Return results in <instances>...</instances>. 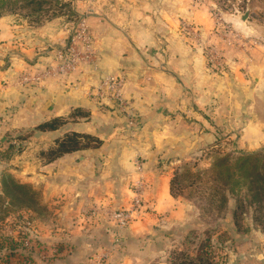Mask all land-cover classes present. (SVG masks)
I'll list each match as a JSON object with an SVG mask.
<instances>
[{
  "label": "crops",
  "instance_id": "obj_1",
  "mask_svg": "<svg viewBox=\"0 0 264 264\" xmlns=\"http://www.w3.org/2000/svg\"><path fill=\"white\" fill-rule=\"evenodd\" d=\"M72 5L89 26L95 62L74 75L22 87L15 77L36 74L51 62L67 30L51 20L38 28L22 26L20 33L0 18V137L28 133L22 155L15 157L18 177L40 192L46 211L35 231L40 240L35 250L46 252L32 249L37 256L22 264H85L103 252V264H171L184 234L202 223L191 202L170 194L173 168L164 156L197 154L210 144L216 148L220 135L236 153L264 150V30L259 33L250 16L230 19L259 39L245 51L218 54L214 67L176 27L186 19L201 33L208 31L206 6L188 0H75ZM108 75L124 78L122 95L135 115L134 131L126 129L125 113L99 93ZM75 109L86 116L70 117ZM54 117L65 122L55 130H34ZM181 117H194L201 126L176 131ZM68 133L89 134L101 143L44 162L40 153ZM138 162L143 199L152 209L119 229L109 214L129 207ZM242 215L241 225L234 224L231 210L222 218L216 233L223 234L222 264H264V228L254 214ZM191 248L195 257L197 246Z\"/></svg>",
  "mask_w": 264,
  "mask_h": 264
},
{
  "label": "rangeland",
  "instance_id": "obj_2",
  "mask_svg": "<svg viewBox=\"0 0 264 264\" xmlns=\"http://www.w3.org/2000/svg\"><path fill=\"white\" fill-rule=\"evenodd\" d=\"M94 1V0H88ZM190 3H197L200 6H206V10L212 21L208 31L202 32L197 25L188 21L182 20L177 25L178 32L186 39V44L193 48H200L203 52L204 58L207 59L208 53L221 54L226 51L238 49L245 51L247 48H253L256 45V39L253 36H249L244 32L238 30L230 19L239 20V15H243L245 10L248 11V15L253 18L254 26L257 27V31L260 33L264 30V0H188ZM75 0H61V3L55 6L50 5V10L45 16L41 18V24L53 20L56 26L61 24V27H66L67 37L70 34L71 23L81 21L84 18L77 14L69 15L67 7L62 3H66L67 6L72 8ZM97 2V1H96ZM208 5H211L207 7ZM22 13H5L0 18H7L12 27H17L20 33H22V26L29 28H38L41 24L35 23L33 18H26ZM247 18V17H246ZM245 18V19H246ZM245 19L243 21H245ZM86 21V20H85ZM87 23V22H86ZM91 33V32H90ZM67 40V39H66ZM231 41L232 45L228 46L227 42ZM65 44V43H64ZM61 47V46H60ZM59 47V48H60ZM57 48V49H59ZM52 55V60L56 50ZM152 64H156V67L160 65L154 60ZM158 64V65H157ZM20 76L18 74L15 80ZM124 79V78H123ZM17 85V84H16ZM15 85V86H16ZM18 86V85H17ZM99 93H107L103 90H99ZM115 111L125 113V117H135L132 111L126 105V108L119 110L112 102ZM202 122H205L204 117H197ZM208 118V117H207ZM182 123L178 124L180 128H176V131L184 130L188 132H194L199 129L200 124L196 123L194 117H181ZM177 125V126H178ZM136 128H126L128 132L134 131ZM7 135V132L5 133ZM3 135L0 137V151L6 147V145L19 146L18 152H13L8 159H2L0 157V182L1 178L9 177L16 182H20L19 163L15 161V157L22 155L23 142L22 132H13L9 135ZM217 141V140H216ZM217 144V142L215 143ZM210 145H206L197 154L194 153H177L171 152L164 156V161L167 165H171L173 168L172 179L175 177L172 185V193L175 196H180L189 202L200 211L201 226L197 229L187 231L184 234L183 242L180 251H172L171 258L177 256L178 253L186 251L187 255H193L194 251L191 248L193 245H198L201 241H204L207 237L214 243L217 238V232L221 230V221L224 214L231 209H234V205L237 204L238 198H244L245 205L237 209V223L241 225L244 223L243 213L248 212L249 214L255 215V221L264 228V193L262 192L259 196L254 198L251 191L248 192L245 187L239 188L238 191H233L228 185L220 182L215 175L210 172V166L215 157L229 155L236 157L239 153L232 150V145L228 140L224 139L221 135L218 139V146L216 148H210ZM264 151V150H262ZM260 155H263L264 152ZM7 158V157H6ZM12 160V161H11ZM264 163L262 160L261 164ZM2 178V179H3ZM1 184V183H0ZM1 190V189H0ZM7 194L6 209H4V219H0V264H22L28 263V261L37 256L35 247H38L37 224L44 223L46 211L42 205H39L35 214H30L22 209V195L15 192L14 189L9 191ZM228 200V202H226ZM149 206L150 203L148 202ZM227 204V205H226ZM32 204H28L31 206ZM34 206V205H32ZM35 207V206H34ZM36 208V207H35ZM152 208L150 207V211ZM0 214H2L0 212ZM219 226L220 229H217ZM222 231V230H221ZM221 233V232H220ZM222 234V233H221ZM214 236L213 240H211ZM24 240H28L29 244L24 245ZM179 240V239H178ZM185 240V241H184ZM46 247V245H42ZM194 248V247H193ZM213 248V247H212ZM212 248H209L210 250ZM216 248V247H215ZM212 249V254L216 257L218 254L223 253L222 249ZM35 251H33V250ZM40 250V249H39ZM45 253L46 251H38ZM190 253V254H189Z\"/></svg>",
  "mask_w": 264,
  "mask_h": 264
},
{
  "label": "trees",
  "instance_id": "obj_3",
  "mask_svg": "<svg viewBox=\"0 0 264 264\" xmlns=\"http://www.w3.org/2000/svg\"><path fill=\"white\" fill-rule=\"evenodd\" d=\"M63 1V0H62ZM61 3V0H0V16L5 13H23L26 18L30 17L35 20V23L41 24V18L47 14L51 9L50 5L57 6ZM67 7L69 15H73V11L69 5L62 3ZM86 116V113L75 109L70 117L74 116ZM65 122L64 118L54 117L45 122L38 124L34 130L37 131H51L60 127ZM28 133H22V137L19 138L25 140ZM100 140L89 134L80 133H68L63 135L54 141L53 145L48 147L45 151H42L44 162H50L51 160L61 156L65 153H70L79 149H86L90 147H97L100 145ZM19 146L6 145L4 149L0 151V157L2 159H8L13 152H18ZM264 151H258L255 153H239L236 157L229 155L215 157L210 166V172L215 175L220 182L228 185L233 191H238L239 188L245 187L248 192L251 191L252 196L256 198L262 192L264 193V163L261 164L263 155H260ZM7 157V158H6ZM3 178V177H2ZM1 178L0 184V219H4V209L8 202L6 201L9 191L14 189L15 192L22 195V209L34 213L39 207L40 192L32 188L29 184H23L14 181L9 177ZM176 181L174 177L170 181V194L172 196V185ZM228 202V200L226 201ZM234 209H231L233 214L234 224H237V209L245 205L244 198L240 197L236 200ZM32 204L34 206H28ZM227 205V204H226ZM4 208V209H3ZM255 219V217H254ZM221 235L219 234L213 243L209 237L204 241H201L197 245L195 257L189 256L184 252L178 253L177 256L172 258L171 264H222L224 262L225 255L223 253L218 254L216 257L212 254V249L222 248ZM211 240H213L211 238ZM218 240V241H217ZM213 247V248H212ZM209 248H212L211 250ZM216 259V260H215Z\"/></svg>",
  "mask_w": 264,
  "mask_h": 264
},
{
  "label": "built area",
  "instance_id": "obj_4",
  "mask_svg": "<svg viewBox=\"0 0 264 264\" xmlns=\"http://www.w3.org/2000/svg\"><path fill=\"white\" fill-rule=\"evenodd\" d=\"M70 34L63 46L56 50L54 59L44 65L36 74L23 73L16 80L19 87L39 83L41 80L68 77L76 74L79 69L87 64L95 62V51L92 35L85 20L71 23ZM227 45H232L231 41ZM218 53H208L207 62L209 65L218 67ZM123 78L120 75H108L103 77L99 89L104 90L111 101L116 104L119 110L126 108V102L122 95ZM135 126V118L126 115V127ZM137 178L133 183V194L128 208L113 210L109 218L117 228L126 227L131 221L147 212L151 206L143 199V167L141 163L135 164ZM29 244L24 240V245ZM95 258L88 259L85 264H103L105 252L94 254Z\"/></svg>",
  "mask_w": 264,
  "mask_h": 264
},
{
  "label": "water",
  "instance_id": "obj_5",
  "mask_svg": "<svg viewBox=\"0 0 264 264\" xmlns=\"http://www.w3.org/2000/svg\"><path fill=\"white\" fill-rule=\"evenodd\" d=\"M247 13H248V11L247 10H245V12H244V14H243V16H242V19H245V17L247 16ZM38 177V176H37ZM40 178V177H39Z\"/></svg>",
  "mask_w": 264,
  "mask_h": 264
}]
</instances>
